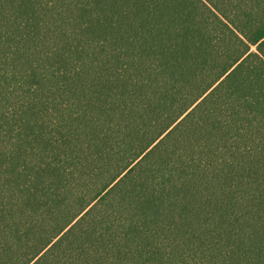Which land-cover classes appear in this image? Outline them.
<instances>
[{
	"label": "trees",
	"instance_id": "16d2710c",
	"mask_svg": "<svg viewBox=\"0 0 264 264\" xmlns=\"http://www.w3.org/2000/svg\"><path fill=\"white\" fill-rule=\"evenodd\" d=\"M0 264H264V0H0Z\"/></svg>",
	"mask_w": 264,
	"mask_h": 264
}]
</instances>
